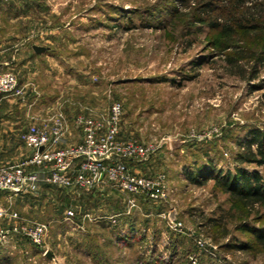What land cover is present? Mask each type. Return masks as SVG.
I'll return each mask as SVG.
<instances>
[{"label": "rangeland", "instance_id": "obj_1", "mask_svg": "<svg viewBox=\"0 0 264 264\" xmlns=\"http://www.w3.org/2000/svg\"><path fill=\"white\" fill-rule=\"evenodd\" d=\"M263 3L242 0L233 18L253 12L261 28L236 30L223 51L212 44L217 31L195 21L196 1L0 0V63L23 88L22 96L7 97L23 117L21 130L51 132L61 120L65 139L56 148H72L84 139L78 117L105 119L120 104L119 139L155 146L145 159L122 162L132 175L165 180L160 200L129 196L107 178L87 189L24 184L0 191L3 228L33 232L9 233L2 264H264V248L238 229L231 195L213 180L187 179L195 166L224 176L243 166L264 182V167L237 161L255 131L264 133V47L255 46L264 36ZM33 45L47 51L36 54ZM234 46L263 61L229 64ZM7 142L21 145L22 161L12 163L8 153L0 166L32 158L19 138ZM255 220L248 221L263 224ZM37 226L44 229L35 236Z\"/></svg>", "mask_w": 264, "mask_h": 264}, {"label": "built area", "instance_id": "obj_2", "mask_svg": "<svg viewBox=\"0 0 264 264\" xmlns=\"http://www.w3.org/2000/svg\"><path fill=\"white\" fill-rule=\"evenodd\" d=\"M0 93L6 97L22 96L23 88L14 73L0 69ZM121 117L120 104H113L105 119L78 117L75 124L83 131V142L67 149L56 148L65 139L61 120L51 132L30 126L22 134V141L32 150V158L26 163L0 166V191H18L24 184L87 189L104 183L107 178L129 196L144 194L151 200L164 198V177L151 179L132 175L122 162L145 159L155 151V146L121 141L118 137ZM31 165L38 166L39 170L27 172L25 166ZM4 214L5 211L0 210V218ZM43 229L37 226L34 235H40ZM9 233L30 235L33 232L28 233L27 227L7 230L0 226V249L6 244Z\"/></svg>", "mask_w": 264, "mask_h": 264}, {"label": "trees", "instance_id": "obj_3", "mask_svg": "<svg viewBox=\"0 0 264 264\" xmlns=\"http://www.w3.org/2000/svg\"><path fill=\"white\" fill-rule=\"evenodd\" d=\"M196 1L199 11L198 17L195 21L198 23H206L209 25L210 29L217 31L218 37L212 42L213 47L219 50H225V43L227 40H231V36L236 30H238L241 35H247L252 31H259L260 26L254 25L253 21H257L255 13L242 14V20L236 22L235 14L240 12L242 0H225L226 3L230 2L229 5H218L216 1L222 0H191ZM218 5V6H213ZM264 6V3L262 4ZM215 7V8H213ZM252 10V8H247ZM256 9V5H255ZM221 11L223 14V19L221 16L213 17L214 11ZM259 21H263L264 17L259 18ZM262 37V38H261ZM258 36L255 46L264 47V36ZM260 39V40H259ZM233 55L227 56V62L233 66L241 67V61H251L252 57L256 61H263L261 54L248 56L245 54L244 47L234 46ZM250 63V62H249ZM248 63V64H249ZM257 70V69H256ZM255 72V69H254ZM257 72V71H256ZM253 73L252 77H256ZM254 145L256 148L254 149ZM237 161L240 164L249 163L255 164L259 167H264V133L260 131H255L254 138L251 142H248L245 148V152L239 154ZM187 179H189L193 184L200 185L213 180L215 186L222 187V189L229 193L233 200V206L238 208L239 221L242 224L238 229L248 232L252 235V238L256 243L264 248V213H259L257 209H264V182L262 176L258 172H248L244 170L243 166H236L235 173L228 172L225 176L222 171L216 170L214 166L207 168L206 166H195L194 170L187 173ZM255 212V214H254ZM260 214V215H259ZM234 218V215H230ZM255 217V221L263 223L258 226L250 225L249 219ZM254 219V218H253ZM256 222V223H257ZM225 235H229L228 230H225ZM246 246V244H244ZM242 246L240 249H245L247 247Z\"/></svg>", "mask_w": 264, "mask_h": 264}, {"label": "crops", "instance_id": "obj_4", "mask_svg": "<svg viewBox=\"0 0 264 264\" xmlns=\"http://www.w3.org/2000/svg\"><path fill=\"white\" fill-rule=\"evenodd\" d=\"M7 63H0V69L4 70ZM13 100L7 99V97L0 93V164H4L7 161V154L10 153L12 163H20L22 161V147L18 144L16 146H9L7 139L19 138L21 144L22 134L25 130H21V121L23 117L18 115V109H12ZM13 155V156H12ZM14 158V159H13ZM6 196L4 192H0V210H6L3 202L6 203ZM4 218H0V226L4 227ZM8 247L4 248L7 249ZM3 248L0 249V263L2 264L4 255L7 253ZM4 250V251H3ZM2 252V253H1ZM4 252V253H3ZM6 252V253H5Z\"/></svg>", "mask_w": 264, "mask_h": 264}, {"label": "water", "instance_id": "obj_5", "mask_svg": "<svg viewBox=\"0 0 264 264\" xmlns=\"http://www.w3.org/2000/svg\"><path fill=\"white\" fill-rule=\"evenodd\" d=\"M32 49L34 50V52L36 53V54H43V53H45L46 51H47V48L46 47H43V46H39V45H33L32 46ZM172 146L174 147V148H176L178 145H177V142H172ZM173 216H174V212H171V214H170V219L171 220H173ZM47 257L49 258V259H51V254H47Z\"/></svg>", "mask_w": 264, "mask_h": 264}]
</instances>
